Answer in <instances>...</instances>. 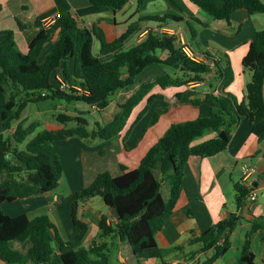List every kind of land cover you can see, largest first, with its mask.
Listing matches in <instances>:
<instances>
[{
  "label": "trees",
  "instance_id": "obj_1",
  "mask_svg": "<svg viewBox=\"0 0 264 264\" xmlns=\"http://www.w3.org/2000/svg\"><path fill=\"white\" fill-rule=\"evenodd\" d=\"M88 1L93 6L116 12L130 0ZM166 1L179 8L175 0ZM188 1L214 20L228 21L239 11L247 15L264 12L261 0ZM142 2L137 0V9ZM144 19L169 25L182 21L183 17L165 13L147 15L140 20ZM193 20L206 26L198 18ZM187 24L194 37L196 32ZM18 25L25 30V24L18 21ZM32 26L35 31L28 35L24 53L16 48L12 29L0 30V128L12 129L11 134L0 129V261L5 264H112L109 243L82 245L88 225L77 217L78 204L94 196H99L115 216L114 221L109 222L106 214L100 215L99 237L118 238L129 245L138 259H162L164 250L157 246L156 234L178 202L188 160L209 157L226 149L234 129L242 121L264 122V28L256 32L242 58V66L251 72V79L238 100L233 93L225 91L234 78L227 53L205 52L207 62L195 61L184 54L175 36L153 29H148L143 38L124 48L139 30L137 22L128 24L111 42L105 40L98 26L80 27L70 13H61L48 26L35 18ZM95 40L99 42L97 53L93 51ZM48 44L51 48L39 60ZM109 53V59H101ZM153 64L169 66L175 72H164L152 81L140 83L142 71ZM208 74L218 82V93L214 89L199 92L186 88L189 83L204 81ZM155 85L185 87L175 93L177 102L206 105L209 113L170 122L164 133L146 149L135 168L120 163L118 175L108 170L98 172L88 185L70 193L71 223L77 228L73 239L63 240L47 214L29 218L25 212L10 215L5 211V203L21 202L51 192L58 186L63 164L53 146L54 141L73 136L110 139L119 135L142 100L145 105L133 122L139 120L154 100L163 98L162 94L150 93ZM123 91L128 93L117 103L119 110L108 122H96L92 129L87 128L89 121L82 115L75 117L74 127H66L71 117L63 114L57 117L62 126L55 128L36 131L38 122L28 125L22 122V112L29 102L58 97L82 101L91 107L95 105L100 110L109 105L111 95ZM166 110L167 106L156 108L142 132ZM207 129L216 135L194 144V139ZM129 131L130 128L122 136L126 149L125 138ZM163 189L168 190L166 198ZM235 191L236 206L241 208L250 189L236 184ZM241 219L240 213L227 212L222 219L192 237L189 244H197L198 249L190 253L191 258L198 252H211L203 261L194 264H214L223 256L230 247L229 234ZM260 228V224L253 222L245 233L241 251L244 264H255L256 255L250 248V241ZM14 243H19L21 249ZM162 264L167 263L162 259Z\"/></svg>",
  "mask_w": 264,
  "mask_h": 264
},
{
  "label": "crops",
  "instance_id": "obj_2",
  "mask_svg": "<svg viewBox=\"0 0 264 264\" xmlns=\"http://www.w3.org/2000/svg\"><path fill=\"white\" fill-rule=\"evenodd\" d=\"M162 1L164 3L160 1L161 8L158 13L149 12V5L143 0L139 9H137L136 6L135 11L129 16L125 14L118 18V12L127 8L130 2L134 3L133 0H130L122 9L116 12L105 7L93 6L88 0H0L2 4L1 11L4 10L5 6L8 7L11 16L17 24V31L23 34L25 43L22 47L26 50L27 37L35 31V28L32 26L34 19L38 18L42 20L57 12L70 13L80 27L91 28L93 25L98 26L102 29L104 38L108 42L113 41L124 32L128 24L137 22L139 30L124 44V48H128L132 43L134 44L143 38L146 34L144 32L141 35L143 29H148V27L155 25L153 21L145 19L140 20L143 17L147 15H162L165 13L181 16L183 17L182 21L169 25L181 27L189 38L190 30L187 24L189 23L196 32L192 39L195 40L196 48L194 49L197 52H209L214 55L215 53L211 50L213 49L227 53L230 64L235 67L234 71H236L234 72L232 82L225 88V91L231 92L238 99H241L245 85L251 79V72L242 66V58L248 49V43L255 37L258 30L263 29L256 28L253 22L255 13L247 15L239 11L233 13L228 21L214 20L210 16L206 17L200 8L188 0H175L179 8L174 7L166 0ZM261 1L264 2V0ZM151 5L153 6L154 4ZM24 12H26L27 15V23H30L32 26L31 34H25V30H22L18 25V21L25 24L19 19V15H24ZM194 18L203 21L206 23V26L196 22L193 20ZM2 21L4 24H0V28L10 27L14 31V34L16 33L11 21L6 22V24L4 19H0V23ZM94 45H96L95 49ZM94 45L93 51L97 53L99 51L98 40L94 41ZM50 48L51 44H49L47 50L43 51L44 55ZM44 55L42 56L44 57ZM110 56L111 53L101 56V59H109ZM169 70L170 73L173 72L171 71L173 69ZM164 72H166L165 66L153 64L142 71L139 82L152 81L155 77ZM217 85L218 82L214 79L213 75L208 74L204 81L189 83L186 88L199 92H208L214 89L215 93H218ZM184 88L185 87L179 88L174 86L160 88L158 85L153 86L150 93L162 94L163 98L154 100L139 120L133 122L137 113L145 105V100H142L140 104L135 107L136 109L134 108L135 110L122 132L110 139H102L103 141L96 142V137L81 139L73 136L61 139V141H54L53 143L56 142L58 146L60 145L61 148L59 147V149L61 150L69 149L72 145L75 146V150L72 149L71 151V159L68 160L69 163L67 166L61 159L63 172L58 186L51 192L36 195L21 201V204L24 206V210L21 212H25L29 218H33L40 214H47L50 220L57 226L58 233L63 240L73 239L77 228L72 225L71 217L68 220L61 217L59 211L60 204H57L59 194L56 192L57 188L62 187L64 194L70 196V193L88 185L98 172L104 170L111 171L107 163H105V159L101 164L97 165L94 164V162L93 164L87 162L88 159H95V161H97L96 158L98 157L105 158L110 154H115L118 159V167L119 164L122 163L128 166V168H135L146 149L151 145V142L147 144V141L144 145H140V141L145 136V132L143 133L142 129L151 119L155 109L159 106L170 105V110H172L173 107L178 108L175 117H178L177 119L180 120L182 119L181 114L179 115L180 109L187 114L189 119L208 114L209 107L206 105L194 106L190 103L177 102L175 93ZM118 93L120 94L121 92ZM170 110L164 115L169 116ZM163 120V116L160 115L158 120L151 127L159 126ZM172 121L173 120L164 122L161 128L166 129ZM129 128L130 131L125 138V143L128 147L126 149L122 144V136L125 135ZM215 135L214 131L207 129L203 135L194 139L193 143H200ZM263 136L264 122L251 124L247 121H242L234 129L226 149L209 157H191L188 160L183 177L182 192L178 202L163 228L156 234L157 246L164 250V252L167 250L172 251L170 252L171 254L168 255V259L165 260L167 264H194V262H201L209 256L211 252H198L191 258L189 256L190 253L196 251L198 245L189 244V241L211 224L222 219L227 212L240 213L242 219L229 234V249L223 256L216 260L214 264H244L241 260L242 246L245 241V233L250 229L253 222L260 224L262 228L253 233L254 236L251 237L250 248L256 256L260 255V252L264 253ZM124 154H126L125 159ZM244 164L256 168L255 173L249 177L251 184L249 189L252 191L253 196L249 199H245L243 206L237 208L235 203V185L241 184L242 182V169ZM112 166L113 170L111 171L112 173H110L112 175H118L120 169L118 170L116 168L114 162H112ZM89 200L78 204L77 217L87 225L89 219H92L93 223L98 226L100 215L105 213L102 211L97 212V209L91 205ZM17 203L19 202L13 204ZM87 208L90 209L91 213L95 211L97 215L95 217L87 215V212L85 213ZM18 210L19 209H16L14 213H20ZM109 214L108 221H114V212L110 208ZM66 227L67 229L65 230ZM61 230H63V235L61 234ZM87 236L88 231L82 241V245L90 247V245L86 244L90 241L89 236ZM111 238L116 241V246L119 248V254L122 259L120 260V264H126L125 260L127 259V255H125L123 251H125L127 244L116 237ZM100 242H103V240H99L98 243ZM202 256H204V258H202ZM261 258L264 260V255H262ZM162 259L154 257L150 258L148 262L145 260L138 262L141 264H162Z\"/></svg>",
  "mask_w": 264,
  "mask_h": 264
},
{
  "label": "rangeland",
  "instance_id": "obj_3",
  "mask_svg": "<svg viewBox=\"0 0 264 264\" xmlns=\"http://www.w3.org/2000/svg\"><path fill=\"white\" fill-rule=\"evenodd\" d=\"M144 1L146 4L149 5L148 10H149V12H152V13H154V12L158 13L160 11V8H161L160 1L162 3H164L162 0H144ZM133 2L134 3L130 2L128 4L129 6H127V8H124L120 12H118V18H120L121 16H124L125 14H126V16H129L130 14H132L135 11L136 6H137L136 5L137 1L133 0ZM151 4H154V5L152 6ZM202 13L204 15H206V17H209V15L207 13H205L204 11ZM0 19H4L5 24H6V22L11 21L12 25L14 26V28L16 30V33L14 34L15 46L20 52L24 53L26 51V49L24 47H22V45H24V43H25L24 36L21 32L17 31V24L14 21L13 17L11 16V13L8 10L7 6H5L4 10H2L0 12ZM19 19L22 20L26 24L25 34H31L32 26L30 23H27L28 19H27L26 12H24V15H22V16L19 15ZM253 22H254L257 29L264 28V12H256L255 16L253 18ZM0 24H4L3 21ZM3 29H11V28L10 27L0 28V30H3ZM149 30H152V29H149ZM189 38H190V42H191L193 48H196L195 40L192 39L191 35H189ZM95 47H96V45H94V49H95ZM47 48H49V44L46 45L45 50H47ZM211 50L217 55L220 54V52L218 50H213V49H211ZM158 53H160V51H158ZM42 55H44V52H42L39 60H42V58H43ZM231 68H232V72L234 74V72L236 71V70L234 71L235 67H233L231 65ZM169 69H172V68L169 66H165L166 72L170 73ZM171 71L175 72L174 70H171ZM117 93L118 92L111 95L110 96L111 101H110L109 105L105 109H100V110L92 108L91 106L85 104L82 101L65 100L63 98H58V97H49V98L29 102L27 104L26 108L22 112V117H21L22 122L24 125H28L31 122H38L39 126L37 127L36 131H39V130H42L45 128H55V127L62 126L58 122L57 117L59 114H63V115H67V116L71 117V119L67 121L66 127H74V126H76L75 117L77 115H82L83 117H86L88 119L89 126H87V128L91 129V128L95 127L96 122H99L101 124L108 122L112 118V116L119 110L117 103L123 101V99L127 95L128 91L121 92L120 94L119 93L117 94ZM238 100H240V99H238ZM160 107H162V106H159L157 108L159 109ZM169 107H170V105H167V110L164 113L160 114L163 116L164 120L159 126L157 125L156 127H154V126L151 127L152 126L151 125V126H148L146 128V130L144 131L145 136L140 141V145H144L146 143V141H147V144H149V142H151L150 144H153L164 133L165 129L161 128L163 126L164 122H167V121L169 122L170 120H173V121L189 120V117L187 116V114L181 109H180L179 115L181 114L182 119L181 120L177 119L178 117H175V113H176L178 108L173 107V109L170 110ZM168 110H170L169 116L164 115ZM15 124L16 123L14 122L13 126H15ZM142 126H143V124H142ZM0 129H1V131H6L7 134H11V131H12V129L11 130H6L4 128H0ZM150 140H152V141H150ZM95 141L98 142V141H103V140L99 137H96ZM57 142H59V141H57ZM53 146H54L56 152L59 154V156L61 157V159L63 160V162L67 166V164L69 163L68 160L71 159V151H72V149L75 148V146L72 145L69 149H64V150L59 149L60 145L58 146V144L56 142L53 143ZM125 158H126V154H124V159ZM96 159H97V161H95V159H93V160L88 159L87 162H91V164H93V162H94V164L97 165V164H101L102 161L105 159V163H107L108 168H110L111 171L113 170L112 162L115 163L116 168L119 170L118 163H117L118 159H117V156L115 154H110L105 158L98 157ZM56 192L59 193L57 204H60L59 211H60L61 217L63 219L68 220L70 218L71 198L69 195L64 194L62 187L57 188ZM162 193H163L164 197L166 198L168 195L167 194L168 190L163 189ZM89 201H90L91 205L97 209V212L102 211L108 217L110 216L109 207L103 202V200L99 196H94ZM3 208L10 215H14L15 214L14 212L16 211V209H19L18 210L19 212L24 210V206H23V204H21V202H19L17 204L5 203ZM86 212H87V215H91L92 217L93 216L95 217L97 215V213L95 211H94V213H91L89 208L86 209L85 213ZM66 229H67V227L65 228V230ZM61 234L63 235V230H61ZM88 236H89L90 241L86 244H88L90 246L93 244H97L99 242V240L107 241L109 243V246H110V252H109L110 253V262L112 264H120V260H122V259H121V256L119 254V248L116 246V241L113 238H111L110 236L105 237V238L99 237L98 226H97V224L93 223L92 219H89V222H88ZM252 236H254V235L252 234ZM14 246L16 248L21 249V245L19 243H14ZM170 252H172V251L167 250L163 253L162 257H163L164 261L168 259V255L171 254ZM123 253L125 255H127V259L125 260L126 264H139V262H142L143 260H145L146 262H148V260H150V258H148V259L139 258L138 259L137 257H134L133 252H132V250L128 244L126 246L125 251H123ZM262 255H264V253L260 252V255H257L255 257V264H263L264 260L261 258ZM202 258H204V256H202ZM0 264H5V263L0 261Z\"/></svg>",
  "mask_w": 264,
  "mask_h": 264
},
{
  "label": "built area",
  "instance_id": "obj_4",
  "mask_svg": "<svg viewBox=\"0 0 264 264\" xmlns=\"http://www.w3.org/2000/svg\"><path fill=\"white\" fill-rule=\"evenodd\" d=\"M60 14L61 13L57 12L48 17L43 18L42 19L43 24L46 26L50 25L60 16ZM148 29L158 30L170 36H175L177 44L179 45V47L181 48V50L184 52V54L187 57L195 61L207 62L206 57L203 55V53L197 52L193 48V46L190 43L189 38L187 37V35L185 34V32L183 31L181 27L177 25L172 26V25H164V24L155 23V25L148 27ZM148 29H143V32L141 33V35L144 32L146 33ZM209 63L212 64V62H209ZM92 108L98 109L95 105H93ZM255 170L256 168L254 166L244 164V167L242 169V182H241L242 185H244L247 188H250L251 184L249 181V177L255 173ZM252 196H253L252 191H249V194L246 196V199H249Z\"/></svg>",
  "mask_w": 264,
  "mask_h": 264
}]
</instances>
